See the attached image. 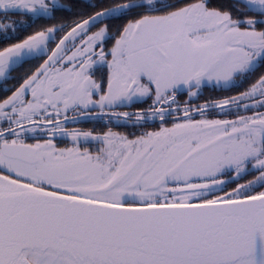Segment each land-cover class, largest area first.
Returning <instances> with one entry per match:
<instances>
[{
  "label": "snow or ice",
  "instance_id": "obj_1",
  "mask_svg": "<svg viewBox=\"0 0 264 264\" xmlns=\"http://www.w3.org/2000/svg\"><path fill=\"white\" fill-rule=\"evenodd\" d=\"M0 42V264H264V0H0Z\"/></svg>",
  "mask_w": 264,
  "mask_h": 264
},
{
  "label": "flooded vegetation",
  "instance_id": "obj_2",
  "mask_svg": "<svg viewBox=\"0 0 264 264\" xmlns=\"http://www.w3.org/2000/svg\"><path fill=\"white\" fill-rule=\"evenodd\" d=\"M14 19H26L25 17H13ZM31 34L30 33V29L25 32L22 37L20 38H24L26 35ZM9 43H11L9 41ZM5 46L4 43L0 42V47ZM29 67V65H25L24 69L26 70ZM106 69L103 70V72L106 74ZM18 73H14L13 75H16ZM101 75V73L98 71L97 72V78H99V76ZM7 87H11V83H9L8 85H6ZM3 87H5V85H0V94H2V89ZM204 90V89H203ZM202 90V91H203ZM218 98L217 96H212L210 98L208 97H201L199 100L196 101L197 104H202L204 103L205 100H210V99H215ZM181 103H183L184 100L187 99L186 96H180L179 97ZM121 111H135V109H121ZM107 124V120H99V119H90V120H82L81 122L75 124V125H69V128H76L78 130H82V131H92L95 130L96 132H100V131H106L107 128L105 127V125ZM110 127H112L113 131H118V132H122L124 134H129V133H133V132H139V129L130 127V126H123V122H121V126L117 127L115 125H109Z\"/></svg>",
  "mask_w": 264,
  "mask_h": 264
},
{
  "label": "trees",
  "instance_id": "obj_3",
  "mask_svg": "<svg viewBox=\"0 0 264 264\" xmlns=\"http://www.w3.org/2000/svg\"><path fill=\"white\" fill-rule=\"evenodd\" d=\"M64 1V0H63ZM221 3L225 4V6L228 3V0H221ZM40 24V22H37ZM36 23V24H37ZM38 25V24H37ZM39 26H33V28L36 30ZM33 28H31L33 30ZM34 31V30H33ZM236 94V89H232L230 92L222 91L219 89H213L212 87H205L204 90L202 91L201 97H212V96H217V97H223L227 95H235Z\"/></svg>",
  "mask_w": 264,
  "mask_h": 264
},
{
  "label": "rangeland",
  "instance_id": "obj_4",
  "mask_svg": "<svg viewBox=\"0 0 264 264\" xmlns=\"http://www.w3.org/2000/svg\"><path fill=\"white\" fill-rule=\"evenodd\" d=\"M62 2H64L63 0H62ZM38 24V25H37ZM37 24H35V25H33V26H39V23H37ZM33 30H35L34 28H33ZM32 29H30V33L33 31ZM25 32H18L17 33V35L19 36V37H22V35L24 34ZM10 42H15V41H10Z\"/></svg>",
  "mask_w": 264,
  "mask_h": 264
}]
</instances>
